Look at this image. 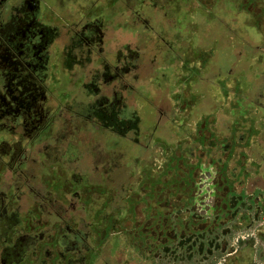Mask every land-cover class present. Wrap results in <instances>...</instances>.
<instances>
[{"label": "flooded vegetation", "instance_id": "af4514ba", "mask_svg": "<svg viewBox=\"0 0 264 264\" xmlns=\"http://www.w3.org/2000/svg\"><path fill=\"white\" fill-rule=\"evenodd\" d=\"M120 4L0 0V264H137L139 254L129 261L127 251L136 252L123 246L139 234L149 237L150 264H213L220 253H238L233 241L244 229L264 238V198L247 193L264 189V167L250 164L264 156L246 145L264 139V129L243 122L264 107L196 104L180 109L188 121L180 122L158 105L170 84L169 69L160 71L166 55L186 64L189 44L198 53L189 67L205 66L199 87L213 89L220 67L212 59L233 30L231 8H215L214 25L201 21L200 38L188 41L178 31L185 15L169 19L163 4H142L133 9L142 23L130 18L135 41L124 47ZM81 72L72 101L60 104L59 81L72 93ZM140 89L154 98L150 107H137ZM203 107L217 119L198 141L188 128ZM149 113L152 126L159 120L156 144L174 150L163 162L148 159L152 168L141 175L138 158L154 139L143 141Z\"/></svg>", "mask_w": 264, "mask_h": 264}, {"label": "rangeland", "instance_id": "374dc122", "mask_svg": "<svg viewBox=\"0 0 264 264\" xmlns=\"http://www.w3.org/2000/svg\"><path fill=\"white\" fill-rule=\"evenodd\" d=\"M116 3V2H115ZM122 4V5H121ZM121 14H122V19L124 20L122 21L123 23V39H124V47L127 45H132L131 43H133L134 40V35H135V28L133 26V28L130 25V18L132 17V15L138 20V23L140 24V22L142 23V21H139V17L136 16V12L133 11V9L138 8L140 10V7H142V4H149L150 6H154V4L156 5H162L164 6V11H166V16L167 18L171 19L173 17H175V15H185V17H183L186 21V24L184 26V28L178 29V31H180L181 33H185L186 32V38L188 41H194L198 38H200L197 33H198V25L201 23V21L204 22V24H206L205 26L214 24L215 21V16H214V12L213 10H215V8H220L222 6H224V8L227 6V8H237V7H245V6H249L252 14L253 11H255V4H258V6H264V0H121ZM234 4V6H233ZM114 5V3L112 4ZM147 5V6H149ZM123 9V10H122ZM171 9H175L176 11H173ZM172 11V12H171ZM123 12V13H122ZM255 12H258L257 10ZM202 16V19H201ZM239 19L237 20V23L239 24H244L246 26L247 22H248V18L241 15L240 17H238ZM261 18V19H260ZM254 17L253 15L250 18V24L251 22H253L254 24L257 25H262L263 27V32H264V20L262 19L263 17ZM149 21V20H148ZM248 22V23H249ZM181 24V22H180ZM184 25V24H183ZM210 32V31H209ZM140 37V36H139ZM229 39L232 38V36H228ZM227 37V38H228ZM258 37V35H257ZM143 38V37H141ZM226 38V39H227ZM144 39V38H143ZM187 42V41H186ZM191 45V44H189ZM189 49H187V54H188V60L186 59L187 64L183 63L184 59H179L176 56H170V55H166V60L168 61L165 64V68L166 70H164V67L162 69H160V71L162 73H165V71L167 72L169 69V80L168 82H170V84H166L164 86V88H166L167 86V90L166 93L164 95V97L162 98L163 100H160L158 105H160L161 107H164L163 109H161V112L165 111L166 113L170 114L173 113V108L175 107L174 113H178L180 112L179 108H189L191 109L192 107H195L196 103L194 98H197V87H198V80H200L201 75H195L193 73V70L190 69L189 64L191 61V57L195 53V48L188 46ZM172 51H170L169 53H173V50H179V49H171ZM182 50V49H180ZM200 55H203L202 57L205 58L203 50L199 51ZM261 60V59H260ZM72 61V60H71ZM73 65L71 64V66L68 64L66 65V69L67 72L69 74L72 73L73 70H70L69 68H71ZM161 66H157L156 70L158 68H160ZM201 69H199V72H203L205 71L204 68L205 66H200ZM199 67V68H200ZM159 72V69H158ZM196 72V73H199ZM84 74H82L81 72V76L78 73H75L74 75V79H76L78 81V84L76 86L72 87V93L69 91V89L65 88V81L64 84L62 82V79L59 81V85H58V94L57 97L60 100V104L62 103H69L72 100V95L74 93L77 92V89L79 88V84L81 83V78ZM198 78H195V77ZM64 80V79H63ZM72 79H70L71 81ZM202 80L204 82H206L207 80L204 79L202 77ZM237 83V82H236ZM63 84V86H62ZM203 88L205 87L204 85L202 86ZM71 88V87H70ZM212 88L214 89H218V85L215 82V87L214 84L212 85ZM67 90V91H65ZM64 92H66V95L63 94ZM139 93V103L137 105V107H141V106H151V103L149 102L150 99H154L152 96L148 95L147 93H142L141 89L138 92ZM62 97H60V96ZM200 96H202V94H200ZM216 99V98H215ZM198 101V100H197ZM200 103V102H199ZM182 105H187L186 107H180ZM225 105V101L221 104V107H223ZM211 108V107H208ZM214 111V110H213ZM147 113V112H145ZM150 116H153V113L151 114H145L144 116H142L141 121H142V127L145 129L146 127H149L150 125L152 126L153 122L152 120H150ZM157 119V117L155 118ZM162 121V120H161ZM160 121V122H161ZM159 122V120H157V123ZM159 124V123H158ZM60 132V129L58 130ZM98 131V129H97ZM156 132V129L152 128L150 129V132ZM147 135H144L143 137V141L147 142L151 140L152 136L151 134H149V136L146 138ZM196 140H200V137L197 138ZM156 142V141H155ZM159 148V146L152 142V143H148V150L150 152V154L152 155L154 152L150 151V148ZM171 152L170 153H165L163 154V156H161L160 158L157 159H164L167 160L170 157ZM162 161V160H161ZM160 161V162H161ZM163 162V161H162ZM161 162V163H162ZM166 163V162H165ZM166 167L171 166V164L166 163L165 164ZM155 167V166H154ZM152 168V164L151 161L149 160H143V155L139 157V166H138V173L142 175V173H144V175H146V173H148L147 170ZM174 226V225H173ZM180 226V224H179ZM248 230V233L246 234H240L241 236H243L240 240H234V248L238 251V253L234 256L229 255V251H226L223 254H219L218 255V260H216L213 264H264V242L261 241L259 238L252 236V238H247L246 235L250 236L251 234L253 235V228L250 227L249 229H244L243 232H246ZM128 245H124L123 246V251L130 250L132 248V252H136L133 255H131V252L127 251L126 257L129 261L132 260L133 257H135V254H139V258L137 259V264H150V258L147 259L145 252L149 249V237L146 235H142L139 234L138 239H137V243H135L134 241L130 242V239L128 238ZM231 245V244H230ZM150 250V249H149ZM161 250L160 248H158V246L155 247L154 251H159ZM229 250V249H228ZM150 254L152 255V252L150 251ZM133 261V260H132ZM166 264H171V263H166Z\"/></svg>", "mask_w": 264, "mask_h": 264}, {"label": "crops", "instance_id": "0c3cea01", "mask_svg": "<svg viewBox=\"0 0 264 264\" xmlns=\"http://www.w3.org/2000/svg\"><path fill=\"white\" fill-rule=\"evenodd\" d=\"M249 8V6L237 7L236 10L234 7L231 8L233 12L231 11V17L229 16L227 20L230 21V18L234 19L233 30H230V33L227 32L225 34H228V36H232V38L229 39L228 37L227 39L218 42V44L220 43L217 47L218 50L216 49V55L212 59L214 61L216 58H218V61L215 60V62L213 63L220 67V69H218L213 74V84L215 87L216 82V84L218 85V89L213 88L211 90L210 88H201L198 84V87L196 89L197 91H199L197 94H195L197 95V98H194L193 96L195 103L197 102L196 104L202 106H205L207 104H217L216 107H221V104L225 101V105L223 107H264V100L260 97V95L264 93V32L262 30V25H257L253 22H251L250 24L249 22L252 15L257 18L263 17L262 19L264 20V6L257 7L255 11L257 10L258 12L253 11V14ZM220 12L221 11L219 9L217 11L218 16L220 18L224 16L225 18L226 13H224L223 15V13ZM241 15L248 18L249 23L247 22L246 26L244 24L237 23V20L239 19L238 17H240ZM220 18H218L219 23L224 24V21ZM212 25L214 24L208 26ZM228 49L230 51L229 54L227 53ZM202 50L204 51V48ZM212 56L213 55H211L210 57ZM229 56H231L233 59H230ZM203 58L204 57L199 60L201 65L206 64ZM167 62L168 61H165V64ZM259 66H261V70L257 71L255 68ZM190 69L193 70V73L197 76L203 74L204 72H199V69H201V67ZM164 70H166V68H164ZM197 76L195 78H198ZM198 82L204 81L200 79L198 80ZM227 93L229 95V99H225V95ZM200 94H202V96H200ZM138 103L139 101L136 102L137 105ZM180 109L181 108H179V110ZM174 110L175 107L173 108V113H171L170 115V121L178 119L180 122H188L187 118L181 117L179 115V112L174 113ZM215 112L216 111H213L208 107H203L202 109H198L195 112L196 116L192 118L194 123L191 125V127L188 128L189 130L193 131L192 137H199L204 135V131H207L209 128L210 120L217 119ZM254 113V117L248 115L243 119V122L248 125L249 129H264V115L260 116L255 111ZM156 126L157 120H154V125L152 126V128L155 129ZM181 128L182 127L178 128L179 131H181ZM149 134H151V136L154 138L150 141V143H156V132L151 131L147 133V137L149 136ZM165 135V132L158 134V137H160V140L164 141V143H166L164 138ZM185 136H187V134H185ZM246 145L250 149H253L254 153L259 154L261 157L264 156L261 155V146H263L264 148V139H252L247 141ZM173 150L174 146L166 148L159 147L158 149L152 147L150 148V151H153L154 153L151 155L149 150H147L149 155L148 157H145L143 155V159L147 161L148 159L153 160L155 158H160L165 153L168 154L171 152L172 154ZM250 164L254 166L257 170L261 167H264V163L262 161H259L257 157H252V161L250 162ZM261 176V182L264 184V174ZM247 193L264 198V189H259V191L247 190ZM260 240L264 242V238Z\"/></svg>", "mask_w": 264, "mask_h": 264}, {"label": "trees", "instance_id": "16d2710c", "mask_svg": "<svg viewBox=\"0 0 264 264\" xmlns=\"http://www.w3.org/2000/svg\"><path fill=\"white\" fill-rule=\"evenodd\" d=\"M257 7H259L258 4H255L254 8L257 9ZM229 9H230V8H229ZM235 10H236V8H235ZM231 11H232V9H231ZM232 12H233V11H232ZM255 69H256L257 71H259V70H261V66L255 68ZM225 99H229V95H228V93L225 95Z\"/></svg>", "mask_w": 264, "mask_h": 264}]
</instances>
